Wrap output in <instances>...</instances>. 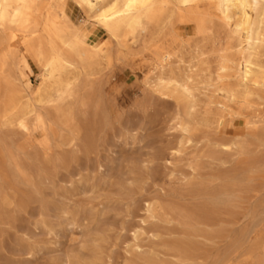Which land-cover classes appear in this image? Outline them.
Listing matches in <instances>:
<instances>
[{
	"label": "rangeland",
	"instance_id": "374dc122",
	"mask_svg": "<svg viewBox=\"0 0 264 264\" xmlns=\"http://www.w3.org/2000/svg\"><path fill=\"white\" fill-rule=\"evenodd\" d=\"M93 2L37 1L45 52L55 20L88 54L54 78L31 34L0 47V264H264V0L117 36Z\"/></svg>",
	"mask_w": 264,
	"mask_h": 264
},
{
	"label": "bare ground",
	"instance_id": "6f19581e",
	"mask_svg": "<svg viewBox=\"0 0 264 264\" xmlns=\"http://www.w3.org/2000/svg\"><path fill=\"white\" fill-rule=\"evenodd\" d=\"M37 1L38 0H0V29L5 34V39H0V47L4 44L3 46L7 49V52L4 53V55L8 56V53H11L9 48L11 47L13 41H16L18 32L31 34L32 40L26 43L28 53L34 52L40 55V57H42L44 60L45 57H47V67L45 66V68L48 69L49 75L54 78L73 64L75 56L84 58L85 56H88V54L87 52L81 53V39L79 38V35L75 32L67 33L68 26L66 24L61 25L55 20H51L50 25L46 28V31L50 37L51 51L45 52V23L43 28L40 29V23L35 19L37 13L36 11L38 10ZM80 1L86 4L88 7L87 9L93 10L96 8V4L93 2V0ZM80 1L78 0V2ZM153 1L154 0H113L112 4L108 8L99 7L97 9L99 12V21L116 36L125 27H127L130 31H133L136 26L139 25L142 13H145L147 16L153 13L152 8L150 7ZM182 1L188 2L190 0ZM223 1H233V4L236 6L242 5L244 7V13L246 14L245 8L247 7L249 0ZM253 1L257 3L259 0ZM232 6L233 5L231 4V7ZM225 11L226 14L228 10ZM230 17L232 18L231 15ZM87 36L86 37L89 38V34ZM250 74L251 70L247 65L245 67L244 75L247 78ZM17 104V99L12 98L10 100L9 107L14 108Z\"/></svg>",
	"mask_w": 264,
	"mask_h": 264
}]
</instances>
